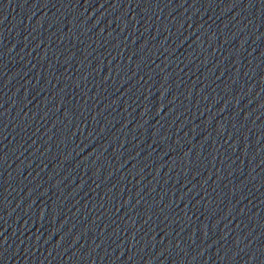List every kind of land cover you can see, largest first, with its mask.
I'll use <instances>...</instances> for the list:
<instances>
[{"label": "water", "instance_id": "obj_1", "mask_svg": "<svg viewBox=\"0 0 264 264\" xmlns=\"http://www.w3.org/2000/svg\"><path fill=\"white\" fill-rule=\"evenodd\" d=\"M0 264H264V0H0Z\"/></svg>", "mask_w": 264, "mask_h": 264}]
</instances>
